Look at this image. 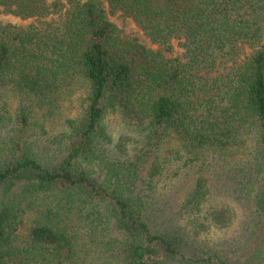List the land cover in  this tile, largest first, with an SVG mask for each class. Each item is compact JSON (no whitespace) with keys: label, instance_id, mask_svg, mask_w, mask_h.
<instances>
[{"label":"trees","instance_id":"obj_1","mask_svg":"<svg viewBox=\"0 0 264 264\" xmlns=\"http://www.w3.org/2000/svg\"><path fill=\"white\" fill-rule=\"evenodd\" d=\"M0 12L64 15L25 31L0 24V95H83L54 159L24 140L32 102L12 115L0 264H264V0H0ZM108 14L164 52L122 37ZM114 114L137 132L127 153L126 134L112 143ZM165 192L180 194L187 223L203 212L224 229L232 206L249 211L244 251H191L187 232L156 220ZM216 193L232 203L202 207Z\"/></svg>","mask_w":264,"mask_h":264},{"label":"rangeland","instance_id":"obj_2","mask_svg":"<svg viewBox=\"0 0 264 264\" xmlns=\"http://www.w3.org/2000/svg\"><path fill=\"white\" fill-rule=\"evenodd\" d=\"M104 7H106V4H104ZM108 18L115 24L122 37L126 39L135 38L140 44L148 49L161 52L163 51L161 46L152 44L148 39H146L131 19L123 18L119 14L113 16L108 14ZM63 19L64 15H54L40 20L21 19L13 15L0 12V24L9 25L14 29L23 31L27 30L29 26H36L40 28L42 23L54 22V24H57L63 21ZM173 47V53H164L166 57L173 58L180 55V49L177 46V41L173 42ZM71 89L72 91L68 92L67 95H51V99L53 100L52 102L54 103L49 101L48 103L45 102V104L36 102L37 100L33 97L28 99L22 97L21 95H0V153L6 150L8 144L11 143L10 140L14 135L13 130H18V125L16 126L15 120H12V115H14L17 111H20V106L18 107V105H22V108H26L27 105H30L32 102L31 105H33V107L29 110V126L24 134V140L29 145L33 143V147L39 157L46 160L54 159L63 147V138L65 135L64 121L70 114L74 113V109L78 106L81 97H83V95H81L82 88L79 85H75L71 87ZM66 91H69V89ZM126 122L127 120L122 119L119 114H114L109 117L107 124L111 128L109 129V132L113 144L119 142L117 139L120 135L123 136L122 134H126L125 138H127V140L123 146L125 147L127 153L136 143L134 136L137 135V132H131L128 130L134 128L132 121L130 125L126 124ZM212 184L213 183H211V185ZM211 192L215 193L213 189ZM179 195L180 194L175 195L173 192H165L164 196H166V198L160 206L162 209L159 210L156 215V220L159 224L168 228V230H179L181 233L187 232V239L190 238L189 249L194 252V241L198 242L200 245H195H197V248L199 249V254L202 251L216 252L221 250L222 252L235 257L237 253L244 251L239 249H241L243 245L242 229L250 225L249 222L252 221V216L249 211L240 212L238 210V205L232 206V211L236 213V220L232 224L226 225L224 229H221V225H219L215 220H211L209 216L206 217L203 212L201 213L202 217L198 218L201 219V221H194V219H192L189 223H187L185 220L180 219L182 218L181 215L175 214L177 211L176 206H179V202L181 200V196L179 197ZM209 198L210 197L207 196L206 200ZM231 198L232 197L229 196L220 197L216 193L211 195L209 203H202V207L212 205L215 206V208L222 207L223 209L226 205L228 206V204L232 203ZM245 214V221L241 225V218ZM255 219L256 221L259 220V218ZM27 220L28 219L24 216L23 222L19 226L20 232L27 224ZM233 252L236 255H233Z\"/></svg>","mask_w":264,"mask_h":264}]
</instances>
